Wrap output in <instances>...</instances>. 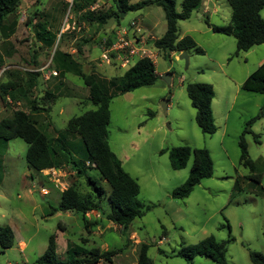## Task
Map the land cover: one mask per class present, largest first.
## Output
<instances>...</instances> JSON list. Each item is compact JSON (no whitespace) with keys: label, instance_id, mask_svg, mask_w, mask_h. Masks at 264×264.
<instances>
[{"label":"rangeland","instance_id":"obj_1","mask_svg":"<svg viewBox=\"0 0 264 264\" xmlns=\"http://www.w3.org/2000/svg\"><path fill=\"white\" fill-rule=\"evenodd\" d=\"M71 2L21 0L17 10L6 18L5 32L0 33V84L9 80L23 84L29 73H38L32 90V95L38 99L51 76L64 83L63 94L51 103L49 112L42 111L39 118L40 127L49 135H53L54 127L62 129L72 116L95 108L87 99V87L79 75L68 72L64 78L59 74L45 77L42 67L54 69L52 56L56 49L70 53L81 62L85 72L94 71L110 78L121 75L136 61L126 68H117L115 62L108 64L101 59L106 39L116 23L130 28V22L134 21L147 38L150 35L158 38L165 31L164 13L159 6L127 11L99 28L95 23L82 22L78 14L70 10ZM181 2L175 0L177 11L181 9ZM203 2L206 12L201 6L191 12L188 19L176 23L179 38L190 36L203 53L187 49L189 60L185 68L178 53H163L147 40L146 47L159 78L151 85L112 98L108 105V146L122 168L136 178L139 185L136 201L143 208H149L144 209L141 217L134 218L123 233L105 218L101 220L100 233L93 234L84 228L79 213L66 215L56 211L49 215L50 209L60 203V189L73 184L80 193H86L88 188L83 175L77 177L69 167L52 175L45 170L44 177L52 178L59 190L43 179L42 188L46 192H42L41 178L25 160L26 143L19 137L0 139V225L8 224L14 232L12 247L0 252V264H32L44 252L51 234L56 235L60 258L65 257L67 239L85 250H102L103 243L108 249L123 247L113 261L101 260L99 264H135L140 243L148 245L147 254L153 264H218L205 256L187 261L174 255L180 246L194 244L209 235L217 241L233 238L225 245L227 264H253L248 249L264 256V95L241 88L245 78L264 59V43L233 56L235 38L208 28L230 23L227 0ZM110 6L109 1L101 0L94 9L104 11ZM260 13L264 17V9ZM39 21L43 24L37 27ZM12 22L15 23L13 29L9 26ZM37 30L44 33V38L55 34L54 42L48 45L47 40L41 41ZM100 60L106 64L103 68L96 66ZM166 73L171 75L168 84L161 79ZM192 82L213 87L211 110L216 127L213 134L203 133L195 123V111L185 90V85ZM66 85L69 88H64ZM164 100L170 102L165 111ZM15 109L27 110L26 101L14 102L8 96L0 99V119L10 117ZM252 118L255 120L251 123V132L244 133V140L248 156L255 163L254 172L261 174L259 185L246 178L250 171L239 163L238 139ZM254 134L258 135V141ZM177 145L205 148L212 161L211 176L201 179L183 199L170 195L188 177L192 158L184 168L175 170L167 152H159ZM81 158L82 155H75V160ZM85 172L96 177L106 192L109 191L96 169L87 168ZM236 179L239 190L234 188ZM99 201L102 211L108 212L107 197ZM61 222L66 224L64 234L59 233Z\"/></svg>","mask_w":264,"mask_h":264},{"label":"trees","instance_id":"obj_2","mask_svg":"<svg viewBox=\"0 0 264 264\" xmlns=\"http://www.w3.org/2000/svg\"><path fill=\"white\" fill-rule=\"evenodd\" d=\"M98 1L101 0H72L70 10L78 14L82 22L95 23L100 28L107 20L118 19L122 12L126 13L152 5L159 6L164 13L165 31L153 41V46L163 53L179 54L189 48L197 54L203 53L190 36L179 38L176 25L178 20L188 19L191 12L199 10L203 0H182L180 11L175 9V0H137L135 2L107 0L111 5L107 10H91L90 7ZM20 2L21 0H0V33L5 32L6 18L17 10ZM227 2L230 6V23L223 26L208 25L213 32L232 35L235 38L236 48L233 56L247 51L254 45L264 43V17L260 13L264 9V0H227ZM14 24L12 22L9 25L11 29ZM41 24L43 22L36 23L37 27ZM36 34L41 36L39 37L41 41L47 40L48 45L54 42L55 34H48L46 38L42 36L44 33L41 30H37ZM114 38L112 29L109 38L106 39V46L111 45ZM76 46L78 50L79 46ZM52 63L57 74L61 76L69 72L82 78L88 89L87 99L95 108L72 116L62 129H55V134L49 135L40 127L39 118L42 111L49 112L51 103L62 95V91L56 93L45 89L42 97L35 99L32 90L36 86L38 73H29L23 84L12 80L0 84V99L8 96L14 102L24 100L27 104V110L15 109L10 117L0 119V139L7 141L15 137L21 138L26 143V163L29 168L37 172L50 168L69 167L75 171L77 177L83 175L88 188L86 193H80L73 184H69L61 191L59 205L52 207L49 215L56 211L79 213L84 228L89 231L91 222L85 218V214L95 210L99 213L100 219L92 222L93 225L101 221V218H105L118 226L123 233L132 220L141 217L144 209H148L149 206L143 208L136 201L139 192L137 180L122 168L121 162L108 146L106 140V127L109 121L108 105L116 96L153 84L159 78V74L155 71L151 58L147 56L137 59L121 75L110 78L102 77L94 71L84 72L79 62L70 53L62 50L54 51ZM241 88L264 95V61L245 78ZM185 90L195 111V123L203 133L213 134L216 127L211 110V100L214 96L212 85L192 82L185 85ZM254 120L255 118H252L246 123L239 136V163L250 171L246 178L259 185L261 174L254 172L255 163L248 156L244 140V133L251 132L250 126ZM254 136L256 140L258 135L254 134ZM79 150L82 151V158L75 160L73 155L78 154ZM159 152H167L170 165L175 170L184 168L189 158H192L188 177L172 190L171 198L187 197L201 179L208 178L212 174V161L205 148L177 145L161 149ZM87 168H94L99 172L101 180L109 186L108 192L96 177L85 172ZM238 182V179L234 182V188L237 190H239ZM104 196L109 202L108 212H103L100 208L99 200ZM58 228L63 230L60 225ZM13 240L12 228L8 224L0 225V252L10 248ZM230 240L233 238L217 241L214 236L209 235L194 244L180 246L174 255L187 261H191L196 256H205L218 264H227L225 245ZM56 248V235L51 234L44 252L32 264H96L100 260L110 263L112 258L123 249L121 247L108 250L99 248L85 250L67 239L65 257L60 258ZM147 250L148 245L140 243L135 264H153ZM248 256L253 264H264L262 253L248 249Z\"/></svg>","mask_w":264,"mask_h":264},{"label":"built area","instance_id":"obj_3","mask_svg":"<svg viewBox=\"0 0 264 264\" xmlns=\"http://www.w3.org/2000/svg\"><path fill=\"white\" fill-rule=\"evenodd\" d=\"M95 6L96 3L92 5L90 9L91 10L94 9ZM129 31H131V35H129ZM137 33L138 34L140 33V28L136 26V22L134 21L130 22V28H127V26L118 27L114 41L111 43V45L109 46L104 45V48L102 49L103 53L101 59L108 64H110V62L112 61L121 67H127L130 65L133 58L140 59L144 56H147L148 54L147 48L143 44H140V46L135 45L136 43H138ZM44 67H42L43 68L42 70L45 69L46 78H48L50 75H57L54 69L48 70V67L46 66ZM86 164H88V162H86ZM92 166H94V164H92ZM48 170L49 173H51L52 175V173L55 174V172H57L60 169L50 168ZM44 190L45 189L40 188V191L46 192Z\"/></svg>","mask_w":264,"mask_h":264},{"label":"crops","instance_id":"obj_4","mask_svg":"<svg viewBox=\"0 0 264 264\" xmlns=\"http://www.w3.org/2000/svg\"><path fill=\"white\" fill-rule=\"evenodd\" d=\"M205 2H203L202 3V6H203V4H204ZM206 10H207V8L205 7V6H203V12H206ZM198 15H200L199 13H198ZM110 20V19H109ZM111 20H114V18H111ZM108 21V20H107ZM106 24V23H105ZM104 24V25H105ZM138 24V23H137ZM136 24V26L137 27H139L140 28V33L137 35L138 36V43L139 44H143L145 47L148 45V43H152V45H153V41L156 39L154 36H152V35H150L149 36V38H147V36H144L143 35V32H142V29H141V27L139 26V24L137 25ZM103 25V26H104ZM102 26V27H103ZM118 27H121L120 25H119V23H116L115 25H114V27H113V30H114V36L116 35V31H117V28ZM208 28H210L209 26H208ZM211 29V28H210ZM147 40H148V43H147ZM154 47V46H153ZM253 47V46H252ZM147 48V47H146ZM155 48V47H154ZM251 49V48H250ZM147 52H148V54H147V56L150 58L152 55H150L149 54V52H150V50L147 48ZM133 60H137V58H133ZM132 60V61H133ZM78 61V60H77ZM131 61V62H132ZM264 61V59H262L260 62H259V64L258 65H260L262 62ZM79 62V64H80V66H81V68H82V64H81V62L80 61H78ZM106 64L105 63H103L101 60H100V63L98 64V65H96V66H98V68H103V66H105ZM108 65V64H107ZM118 65V64H117ZM108 67V66H107ZM109 67H112V66H109ZM128 67V66H127ZM113 68V67H112ZM117 68H119V65H118V67ZM120 68H126V67H121L120 66ZM127 69V68H126ZM125 69V70H126ZM83 70V69H82ZM84 71V70H83ZM43 72V71H42ZM85 72V71H84ZM43 74V73H42ZM159 74V73H158ZM44 75V74H43ZM65 75V74H64ZM64 75L63 76H61V77H63L64 78ZM51 76V75H50ZM49 76V77H50ZM114 76H118V75H114ZM112 77V76H111ZM50 78H52L49 82H48V86L46 87V89L48 90V91H54V92H59L60 90L62 91V94H63V82H60V80H54V78H57V77H55V76H51ZM49 78V79H50ZM45 79V78H44ZM46 80V79H45ZM66 84V83H65ZM64 88H69V86H65ZM45 90V89H44ZM66 91V90H65ZM64 91V92H65ZM131 92V91H130ZM86 93L88 94V89L86 88ZM129 92H126V93H124V94H128ZM86 94V95H87ZM214 97V96H213ZM58 98V97H57ZM56 98V99H57ZM213 99V98H212ZM212 101V100H211ZM19 102V101H18ZM170 104V102H168L167 103V105H169ZM212 105V104H211ZM50 109V108H49ZM212 109H213V107H212ZM55 129H57V128H53V130L55 131ZM53 131V135L55 134V132ZM78 154H80V155H82V151L81 150H79V153ZM163 154V153H162ZM74 157H75V155H73ZM46 170H48V169H46ZM37 172V171H36ZM45 172V170H42V171H40V172H37V174L39 175V178H41L40 179V181H39V183H40V186H39V188H42L43 186H42V180L43 179H47V180H49V182L50 183H53L54 184V187H56V186H58V184L57 183H54L53 181V179L52 178H47V177H44V175H43V173ZM32 178V177H31ZM136 179V178H135ZM57 189H58V187H56ZM59 190V189H58ZM63 189H60L59 191L61 192ZM48 191V190H47ZM58 212H63V213H66V215H69V214H72L73 212H70V211H57L56 213H58ZM55 213V214H56ZM85 218L87 219V220H90V222H91V224H89V232L90 233H100V231H98L99 230V228H101V221H99V222H97V224H95V225H93L92 224V222H94L95 220H99L100 219V216H99V213L98 212H96L95 210H91V211H89V212H87L86 214H85ZM101 220H102V218H101ZM83 221V220H82ZM109 223L111 224V225H115V224H113L112 222H110L109 221ZM60 226L62 227V229L63 230H60V232L59 233H61V234H64V232H65V229H66V224L65 223H63V222H61L60 223ZM92 227H95V229L94 230H92L91 228ZM120 231V230H119ZM121 232V231H120ZM70 240V239H69ZM71 241V240H70ZM22 243V242H21ZM23 244V243H22ZM56 245H57V241H56ZM12 247V246H11ZM10 247V248H11ZM108 246L105 244V243H103L102 244V250H108V248H107ZM9 249V248H8ZM56 250H57V248H56ZM101 250V249H100ZM5 251V250H4ZM101 261V260H100ZM100 261L99 262H97L98 264L100 263ZM112 261H113V258H112Z\"/></svg>","mask_w":264,"mask_h":264},{"label":"water","instance_id":"obj_5","mask_svg":"<svg viewBox=\"0 0 264 264\" xmlns=\"http://www.w3.org/2000/svg\"><path fill=\"white\" fill-rule=\"evenodd\" d=\"M122 15H124V12H122V13L120 14V16H122ZM178 58L184 61L185 68H186L187 65H188V60H189V55H188V53H187L186 51H182V52H180V53L178 54ZM170 76H171V75H170L169 73H166V74H164V75L161 77V79H163V80L168 84V83H169V80H170ZM167 102H168V100H164V101L162 102V108H163V111H165V109H166Z\"/></svg>","mask_w":264,"mask_h":264}]
</instances>
